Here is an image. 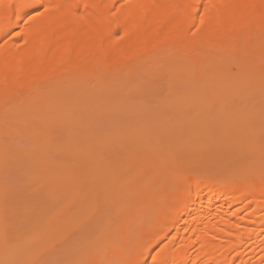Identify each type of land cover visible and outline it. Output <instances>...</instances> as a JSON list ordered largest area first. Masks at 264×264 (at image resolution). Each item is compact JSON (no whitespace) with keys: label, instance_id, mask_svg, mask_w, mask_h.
Wrapping results in <instances>:
<instances>
[{"label":"rangeland","instance_id":"1","mask_svg":"<svg viewBox=\"0 0 264 264\" xmlns=\"http://www.w3.org/2000/svg\"><path fill=\"white\" fill-rule=\"evenodd\" d=\"M235 15L231 26L228 21L223 26L235 29L253 17L243 10ZM21 29L8 33L3 43L16 40ZM183 50L184 43L179 42L177 59L165 55L161 62L149 64L147 72L137 68L116 75L101 68L85 77H52L38 91L40 99L19 102L14 97L12 108H0V171L4 168L0 186L5 188L0 193V217L11 224L9 243L0 257L10 264H16L17 254L20 264H90V254L105 240L118 245L129 233L123 227L131 222L132 207L150 227V213L142 210L139 197L163 204L142 185L156 190H166L167 182L172 190L177 186L174 172L154 177L158 162L167 159H177L188 175L204 172L209 183H216L221 173L232 183L244 182L240 173L246 167L256 170V176L264 174L260 54L244 61L240 51L226 53L223 40L202 51L198 59ZM241 69L246 71L240 73ZM73 92L76 98L70 97ZM49 108L55 110L58 123L51 130L39 127L40 132L36 127ZM240 130L244 136L232 138ZM44 141L50 142L47 152L55 162L41 167L40 149L33 144ZM247 148L251 150L244 155ZM139 190L142 193L137 194ZM93 191L98 193L99 213ZM232 194L243 201L239 190ZM18 204L25 208L15 211ZM65 205L71 206L72 214L63 212ZM73 205L81 209L76 212ZM198 205L205 207L206 199ZM229 206L224 199L217 201L218 209L229 211L240 204ZM30 221H36L37 227H27ZM52 223L59 231L50 230Z\"/></svg>","mask_w":264,"mask_h":264},{"label":"bare ground","instance_id":"2","mask_svg":"<svg viewBox=\"0 0 264 264\" xmlns=\"http://www.w3.org/2000/svg\"><path fill=\"white\" fill-rule=\"evenodd\" d=\"M240 10L253 17L235 29L223 26L226 21L231 26ZM26 15L31 21L22 26ZM20 27L16 40L3 43L8 33ZM220 40L226 53L240 51L244 61L259 53L264 61V0H0V108H12L14 97L19 102L40 99L38 91L52 77H85L101 68L116 75L137 68L147 72L149 64L161 62L168 54L175 56L179 42L184 43L186 55L198 59ZM71 95L77 97L74 92ZM55 113L53 108L43 112V122L36 128H54L58 123ZM41 128L37 130L42 132ZM243 136L240 130L232 138ZM36 144L41 167L54 163L47 152L50 142ZM34 149L30 151L33 160ZM180 165L175 158L167 159L158 162L154 173L158 179L165 171L174 172V190L169 182L166 190L142 185L150 196L164 201L139 197L142 210L154 214H147L150 227L132 207L131 222L123 227L129 233L118 245L105 240L90 254V264H264V174L256 176V170L246 167L240 173L246 177L244 182L234 184L221 173L214 175L216 183H209L204 172L188 175ZM83 177L86 181L88 175ZM236 190L242 202L231 195ZM4 191L0 186V193ZM91 195L98 212V193ZM205 199L207 205L199 206ZM221 199L240 207L218 209ZM19 204L15 211L25 208ZM70 207L65 205L63 212L70 213ZM77 207L76 212L81 209ZM30 226L36 228V221H30ZM10 229V222L0 217V254L9 243ZM51 229L59 231L55 223ZM15 260L20 264L21 257L17 254ZM10 263L0 257V264Z\"/></svg>","mask_w":264,"mask_h":264},{"label":"snow or ice","instance_id":"3","mask_svg":"<svg viewBox=\"0 0 264 264\" xmlns=\"http://www.w3.org/2000/svg\"><path fill=\"white\" fill-rule=\"evenodd\" d=\"M27 6V5H26Z\"/></svg>","mask_w":264,"mask_h":264}]
</instances>
